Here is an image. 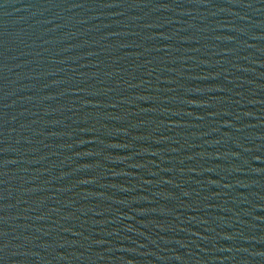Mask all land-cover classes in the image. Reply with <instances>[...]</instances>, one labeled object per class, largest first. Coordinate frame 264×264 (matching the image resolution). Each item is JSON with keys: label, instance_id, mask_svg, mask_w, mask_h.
Masks as SVG:
<instances>
[{"label": "water", "instance_id": "95a60500", "mask_svg": "<svg viewBox=\"0 0 264 264\" xmlns=\"http://www.w3.org/2000/svg\"><path fill=\"white\" fill-rule=\"evenodd\" d=\"M0 264H264V0H0Z\"/></svg>", "mask_w": 264, "mask_h": 264}]
</instances>
